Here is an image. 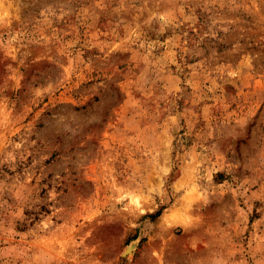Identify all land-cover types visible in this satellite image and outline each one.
<instances>
[{
    "label": "rangeland",
    "instance_id": "obj_1",
    "mask_svg": "<svg viewBox=\"0 0 264 264\" xmlns=\"http://www.w3.org/2000/svg\"><path fill=\"white\" fill-rule=\"evenodd\" d=\"M0 264H264V0H0Z\"/></svg>",
    "mask_w": 264,
    "mask_h": 264
}]
</instances>
